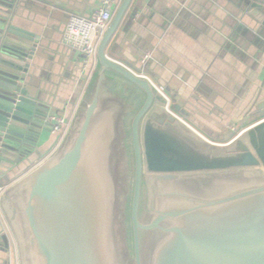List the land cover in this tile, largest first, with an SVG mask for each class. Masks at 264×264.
Segmentation results:
<instances>
[{"label": "water", "instance_id": "1", "mask_svg": "<svg viewBox=\"0 0 264 264\" xmlns=\"http://www.w3.org/2000/svg\"><path fill=\"white\" fill-rule=\"evenodd\" d=\"M36 1L0 0V174L27 163L50 130L35 90L44 42L23 7L48 9L52 0ZM132 1H121L100 38L58 148L0 193L18 264H264V120L215 143L170 112L148 76L108 55ZM249 4L264 13L263 3ZM118 125L128 167L125 260L111 171Z\"/></svg>", "mask_w": 264, "mask_h": 264}, {"label": "crops", "instance_id": "2", "mask_svg": "<svg viewBox=\"0 0 264 264\" xmlns=\"http://www.w3.org/2000/svg\"><path fill=\"white\" fill-rule=\"evenodd\" d=\"M121 1L112 4L113 15ZM49 2L48 9L32 3L23 7L27 23L44 42L35 90L48 107L46 122L51 115L72 119L89 80L83 57L62 42L69 17L103 6V0ZM249 2L264 4V0H133L108 55L148 76L177 114L208 140L227 143L264 120V13ZM48 128L41 130L43 138L27 163L1 172L2 191L58 148L64 135L52 133L51 123ZM0 216L8 238L7 246L0 232V264H18L14 238Z\"/></svg>", "mask_w": 264, "mask_h": 264}, {"label": "built area", "instance_id": "3", "mask_svg": "<svg viewBox=\"0 0 264 264\" xmlns=\"http://www.w3.org/2000/svg\"><path fill=\"white\" fill-rule=\"evenodd\" d=\"M114 1L115 0H103V6L91 14L71 13L67 22L62 42L65 46L72 48L83 57V69L88 78L97 60L99 40L113 19L114 15L111 6ZM160 91L168 98L162 90ZM168 110L179 116V114L171 108L170 103L168 105ZM49 120L51 123V132L61 135L65 134L71 122V118L57 115H51ZM1 192L2 190L0 188V193Z\"/></svg>", "mask_w": 264, "mask_h": 264}, {"label": "rangeland", "instance_id": "4", "mask_svg": "<svg viewBox=\"0 0 264 264\" xmlns=\"http://www.w3.org/2000/svg\"><path fill=\"white\" fill-rule=\"evenodd\" d=\"M122 145H123L122 134L120 132V126L118 125L116 138L112 145L111 171L113 173L117 188V193H116L117 199L115 203L116 221L114 226L115 236H116V242L119 252L123 256V259L125 260L128 259L129 256V252H128L129 244L127 237L128 232L124 220L120 219L121 218L120 215L124 214L125 205H126L125 200H126V191L128 186V167H127L126 152Z\"/></svg>", "mask_w": 264, "mask_h": 264}]
</instances>
